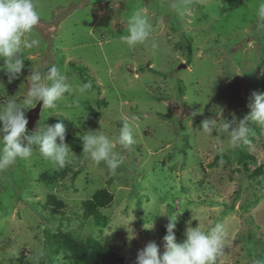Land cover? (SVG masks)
Returning a JSON list of instances; mask_svg holds the SVG:
<instances>
[{"label": "rangeland", "instance_id": "obj_1", "mask_svg": "<svg viewBox=\"0 0 264 264\" xmlns=\"http://www.w3.org/2000/svg\"><path fill=\"white\" fill-rule=\"evenodd\" d=\"M172 2L36 0L39 44L24 50L18 79L9 83L0 71V105L24 98L31 66L47 71L55 64L74 89L87 82L92 87L66 93L58 114L41 105L34 129L27 127L31 133L62 122L78 160L58 169L34 151L0 172V264H67L66 256L57 261L62 251L50 239L62 233L94 238L135 264L150 241L163 251L165 210L178 215V243L189 221L205 231L219 222L228 246L218 264H264V125L249 122L251 143L230 148L228 132L208 137L201 123H238L250 112L251 93L264 92L260 0H189L192 14L185 16ZM137 11L149 16L157 48L121 41ZM198 110L203 114L193 117ZM133 115L136 143L117 146L123 163L115 174L83 153L86 131L112 137L121 117ZM102 189L113 200L101 210L107 221L100 226L85 219L83 204Z\"/></svg>", "mask_w": 264, "mask_h": 264}, {"label": "clouds", "instance_id": "obj_2", "mask_svg": "<svg viewBox=\"0 0 264 264\" xmlns=\"http://www.w3.org/2000/svg\"><path fill=\"white\" fill-rule=\"evenodd\" d=\"M171 8L180 16L191 15L189 0H173ZM260 21H264V0H260L257 13ZM42 20V12L38 9L36 0H0V59L4 64L0 71H4L8 82L19 78L25 68V49H32L39 44L35 38L36 26ZM264 29V23L258 25ZM153 25L149 16L143 11H137L128 20L127 35L120 39L129 47L151 43L153 49L158 45L150 41ZM44 69L31 66L30 86L21 101L15 98L7 100L0 105V172L12 167L18 159L32 158L34 151L46 159L54 168L63 169L73 164L77 159L68 144L65 143L66 127L58 121L55 124H43L40 131L37 129L29 133L27 129V111L42 101V108L50 110V114L59 113L60 104L66 98V93L76 91L85 93L92 87L90 82L78 84L73 88L68 76L55 64ZM250 112L238 123L228 122L225 119H204L202 132L213 136V132L220 130L228 132L227 147L238 148L241 144H250L248 139L249 122L264 125V92L253 91L248 104ZM202 115L203 110L194 111L192 116ZM124 121L118 134L110 137L102 131H86L82 135L83 153H88L91 160L100 164L104 162L115 174L123 163L117 146L130 148L136 143L135 132L138 128L136 117H121ZM235 125V126H233ZM231 129V130H230ZM223 151V146L219 149ZM160 215H166L168 223L165 225L166 235L162 238L163 251L155 241H150L138 250L135 264H218L224 256L225 247L228 246V233L225 225L216 223L208 231L199 225L191 226V221L186 225L183 233L184 240L177 242L175 228L177 216L167 210ZM154 222L144 228L152 229ZM132 238V236H131ZM130 238V239H131ZM71 254L62 251L57 256L58 262H63L65 255ZM253 264H261L255 260Z\"/></svg>", "mask_w": 264, "mask_h": 264}, {"label": "trees", "instance_id": "obj_3", "mask_svg": "<svg viewBox=\"0 0 264 264\" xmlns=\"http://www.w3.org/2000/svg\"><path fill=\"white\" fill-rule=\"evenodd\" d=\"M112 196L106 190L98 191L90 200L83 204L85 219H94L98 225H104L106 218L102 215L101 210L108 207L112 203ZM50 202L55 206L59 203L55 202L52 197ZM55 246L60 251H67L71 255H65L67 264H125L124 259L114 250L108 248L102 242L87 238L85 240L77 239L69 234H59L55 238ZM52 249H54L52 247Z\"/></svg>", "mask_w": 264, "mask_h": 264}, {"label": "water", "instance_id": "obj_4", "mask_svg": "<svg viewBox=\"0 0 264 264\" xmlns=\"http://www.w3.org/2000/svg\"><path fill=\"white\" fill-rule=\"evenodd\" d=\"M181 68H186V66L181 65ZM41 105H42V101L38 104V106L35 109L31 110L29 114L27 115V118H28L27 127L29 129H34V125L39 118V112L41 109Z\"/></svg>", "mask_w": 264, "mask_h": 264}]
</instances>
